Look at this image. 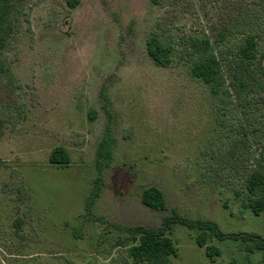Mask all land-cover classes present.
Instances as JSON below:
<instances>
[{
    "label": "rangeland",
    "instance_id": "1",
    "mask_svg": "<svg viewBox=\"0 0 264 264\" xmlns=\"http://www.w3.org/2000/svg\"><path fill=\"white\" fill-rule=\"evenodd\" d=\"M254 12L264 0H28L0 58L10 68L0 74V264H133L116 226L158 228L173 209L264 237V215L241 201L263 162L264 104L247 114L189 73V38L207 34L228 77L222 52ZM152 33L174 47L170 66L149 57ZM107 126L114 156L87 215ZM57 146L69 165L50 163ZM150 186L164 192L166 211L142 203ZM195 235L174 227L179 256L170 264H264V251L216 239L222 255L212 262Z\"/></svg>",
    "mask_w": 264,
    "mask_h": 264
},
{
    "label": "trees",
    "instance_id": "2",
    "mask_svg": "<svg viewBox=\"0 0 264 264\" xmlns=\"http://www.w3.org/2000/svg\"><path fill=\"white\" fill-rule=\"evenodd\" d=\"M28 0H0V58L10 45L13 34L18 31L20 14ZM154 5H160L161 0H149ZM72 7H76L79 0H68ZM264 12L247 15L242 22V37L223 54V62L227 66L228 77L224 72L219 55L215 52L213 43L207 34H200L189 38V51L192 56L189 73L191 77L200 80L210 89L211 94L218 98L235 96L247 114L253 115L258 104H264ZM232 30L225 28L220 33L217 44L225 42ZM149 57L159 67L172 64L174 47L152 33L146 41ZM10 72L0 61V74ZM253 112V113H252ZM0 125V138L2 137ZM246 133V131H244ZM115 138L109 126L105 129L96 153V165L99 175L94 182L93 189L86 202V214L91 215L97 199L103 188V171L113 160ZM49 161L53 165L65 166L71 163L69 151L63 146L55 147ZM242 198L244 208L255 216L264 215V155L263 162L258 163L245 178ZM141 200L147 207L156 211H166L168 202L164 192L155 186L147 187L141 194ZM99 221L104 222L101 218ZM175 226H184L194 231L197 245L205 249L206 256L214 262L222 255V250L213 244V240L224 242L231 240L245 244L249 253L264 251V237L253 233H226L219 224L212 220L192 219L173 209L170 215L163 218L158 228L144 226H122L116 228L126 233L131 244L128 255L133 264H170L173 257L179 256V249L172 239ZM125 244L120 241L119 245Z\"/></svg>",
    "mask_w": 264,
    "mask_h": 264
}]
</instances>
